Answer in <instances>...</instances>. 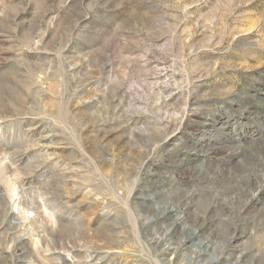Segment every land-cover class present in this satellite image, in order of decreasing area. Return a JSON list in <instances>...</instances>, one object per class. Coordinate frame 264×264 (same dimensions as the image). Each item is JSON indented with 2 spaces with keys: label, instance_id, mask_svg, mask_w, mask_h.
<instances>
[{
  "label": "rangeland",
  "instance_id": "obj_1",
  "mask_svg": "<svg viewBox=\"0 0 264 264\" xmlns=\"http://www.w3.org/2000/svg\"><path fill=\"white\" fill-rule=\"evenodd\" d=\"M0 264H264V0H0Z\"/></svg>",
  "mask_w": 264,
  "mask_h": 264
}]
</instances>
